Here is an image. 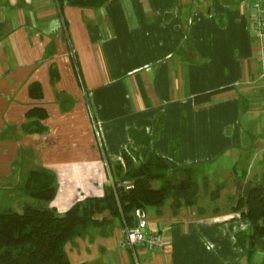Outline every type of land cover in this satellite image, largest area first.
<instances>
[{
	"label": "crops",
	"instance_id": "1",
	"mask_svg": "<svg viewBox=\"0 0 264 264\" xmlns=\"http://www.w3.org/2000/svg\"><path fill=\"white\" fill-rule=\"evenodd\" d=\"M238 2L0 0V188L47 168L57 182L51 205L64 213L103 196L108 164L125 153L137 164L156 153L207 168L234 192L264 180V39ZM33 82L41 99L30 95ZM32 107L47 110L43 132L24 130L37 120ZM144 213L164 250L135 256L117 224L109 237L68 243L71 264H248L239 213L170 204Z\"/></svg>",
	"mask_w": 264,
	"mask_h": 264
},
{
	"label": "trees",
	"instance_id": "2",
	"mask_svg": "<svg viewBox=\"0 0 264 264\" xmlns=\"http://www.w3.org/2000/svg\"><path fill=\"white\" fill-rule=\"evenodd\" d=\"M50 70L55 83L59 72L54 65ZM30 95L34 99L44 96L41 83L30 85ZM27 115L37 120L24 125L26 132L46 130L40 123L48 115L44 107H32ZM108 165L111 179L104 185V195L82 198L64 213L51 205L57 182L50 170L32 168L24 174L18 189L27 199L19 202L20 208L0 197V264H71L66 245L76 237L96 232L109 237L117 224L133 228L137 210L160 212L170 204L178 212L201 199L202 185L193 165H177L156 153L138 164L125 153L123 162ZM155 181H160L158 186ZM203 184L209 188L207 179ZM235 196L230 209L248 226L237 232V245L250 258L257 249L264 251V181L237 182Z\"/></svg>",
	"mask_w": 264,
	"mask_h": 264
},
{
	"label": "rangeland",
	"instance_id": "3",
	"mask_svg": "<svg viewBox=\"0 0 264 264\" xmlns=\"http://www.w3.org/2000/svg\"><path fill=\"white\" fill-rule=\"evenodd\" d=\"M236 5H238L240 8L244 7L245 6L244 0H240V2H238ZM222 18L224 19V21L227 20L226 16H222ZM224 164L226 165V161H224ZM196 173L200 185L203 184L202 180L204 179H207L209 181V178H203L204 173H206L211 180L209 184L210 185L209 192L208 193L201 192V196H200L201 199L197 204V208H203L204 211L205 210L207 211V214H212V215L216 214L217 212H227V214L237 213V212H233L230 209V205L234 203L232 197H234L236 194V192H234V190L232 189L233 184L230 180H227L228 181L227 183L226 180L225 179L223 180L222 177L220 181L213 182V177L210 175V172H208L207 168H205V170L203 171L202 170L199 171L198 168ZM260 181H264V180L262 179ZM159 183L160 181H155L154 186H158ZM19 184H17L16 186L14 185V187H11V189H9L8 192L7 191L4 192L3 188H0V197L1 198L3 197L6 203L11 202L12 206L15 208H20L19 202L22 200V198L27 197L26 194L23 193V191H20L18 189V187L20 186ZM140 248L141 247L137 246L136 249L138 250ZM243 257H245V260L246 258L248 259V264H264V251L262 249H257L254 255L249 256L250 258H248L245 254Z\"/></svg>",
	"mask_w": 264,
	"mask_h": 264
},
{
	"label": "built area",
	"instance_id": "4",
	"mask_svg": "<svg viewBox=\"0 0 264 264\" xmlns=\"http://www.w3.org/2000/svg\"><path fill=\"white\" fill-rule=\"evenodd\" d=\"M244 3L249 13L251 33L257 38L264 39V0H244ZM136 213L138 218L135 226L133 228L125 226L124 243L130 246L135 256L138 253L137 246L148 252L164 250L167 245L165 237L158 229L148 230L146 213L142 210H137Z\"/></svg>",
	"mask_w": 264,
	"mask_h": 264
},
{
	"label": "water",
	"instance_id": "5",
	"mask_svg": "<svg viewBox=\"0 0 264 264\" xmlns=\"http://www.w3.org/2000/svg\"><path fill=\"white\" fill-rule=\"evenodd\" d=\"M137 223V220H136V222H135V224Z\"/></svg>",
	"mask_w": 264,
	"mask_h": 264
}]
</instances>
